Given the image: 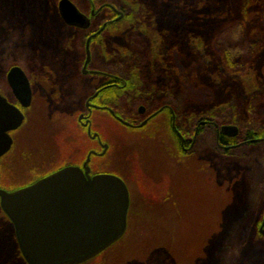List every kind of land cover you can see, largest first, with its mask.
<instances>
[{
  "label": "rangeland",
  "instance_id": "rangeland-1",
  "mask_svg": "<svg viewBox=\"0 0 264 264\" xmlns=\"http://www.w3.org/2000/svg\"><path fill=\"white\" fill-rule=\"evenodd\" d=\"M172 1L175 14L181 16L176 21L181 29L174 33L171 58L174 100H184L185 111L201 114L223 107V112L231 117L235 109L238 117L246 121L250 118V97L264 96V48L248 59L247 71L230 74L218 44L226 39L237 43V31H243L250 39L264 35V0H227V11L222 12L219 2L224 0ZM55 3L53 0L52 6ZM186 18L188 27L184 30ZM14 31L16 36H23L24 27H14ZM25 44L12 35L5 42L0 40V70L6 71L19 62L32 72L37 70L38 65L29 60L33 57L25 55ZM142 63L146 64L144 56ZM66 101H58L56 112L49 108L30 112V156L13 165L11 180H5V185H21L68 162L80 161L81 151L76 158L69 156L75 147L84 145L76 132L78 118L65 111L69 107ZM259 108H264V101ZM263 115L264 111H260V117ZM208 121L213 122V118ZM97 123L99 129L105 130L111 146L108 166L95 164V168L117 173L122 170L130 189L131 206L127 235L85 264H219L220 247L230 226L246 211L247 189L243 183L247 178L244 181L231 177L230 166H223L224 172L219 175L212 166H208L211 171H203L199 162L188 163L181 153L174 152L175 136L168 133H150L148 128L141 132L119 131L107 121ZM8 168V164L0 163V178L8 176ZM248 251L249 247L245 256H250ZM0 264H27L1 208Z\"/></svg>",
  "mask_w": 264,
  "mask_h": 264
},
{
  "label": "flooded vegetation",
  "instance_id": "flooded-vegetation-1",
  "mask_svg": "<svg viewBox=\"0 0 264 264\" xmlns=\"http://www.w3.org/2000/svg\"><path fill=\"white\" fill-rule=\"evenodd\" d=\"M61 1L57 0L52 10L27 19L24 31L30 30V33L23 32L21 39L26 43L25 55L29 53L33 57L29 60L38 65L37 70L32 72L22 62L6 71L0 70V110L6 112L9 105L24 116L18 129L5 132L10 137V147L0 156V163L8 164L9 168L8 176L0 178V190L13 192L41 179L35 176L21 185H5V180H11L13 165L30 156V112L45 108L55 111L58 101L67 100L69 107L65 111L72 113V118H78L76 132L84 145L75 147L69 156L76 158L81 153L82 157L48 175L74 166L85 173L89 168L91 177L116 175L127 185L122 170L117 173L95 168V164L107 165L111 146L105 130L99 129L97 122L107 121L119 131L141 132L148 128L150 133H168L176 137L177 150L174 152L181 153L188 163L191 160L199 162L203 171H211L208 166H212L219 175L224 172L223 166H230L231 177L244 181L247 178L243 184L246 183L247 189L244 204L249 224L244 251L249 247L251 253L245 256L243 252L239 264H246L245 260L247 264H264V115L260 117L264 108L258 109L260 123L247 128L239 124L235 109L232 122L200 120L191 114L176 117L171 58L174 33L181 29L176 21H180L181 16L175 14L172 0H70L85 17L83 25L66 22L59 10ZM186 22L187 18L183 22L184 30L188 27ZM143 56L146 64L142 63ZM14 67L23 70L30 84L32 100L28 107L16 97L8 80ZM215 112L222 116L223 107L216 108ZM231 126L238 132H222L224 127ZM204 127L215 131L212 145L199 137ZM5 217L14 230L9 218ZM126 235L127 232L124 237Z\"/></svg>",
  "mask_w": 264,
  "mask_h": 264
},
{
  "label": "water",
  "instance_id": "water-1",
  "mask_svg": "<svg viewBox=\"0 0 264 264\" xmlns=\"http://www.w3.org/2000/svg\"><path fill=\"white\" fill-rule=\"evenodd\" d=\"M59 10L68 24H85L70 0H62ZM8 80L28 107L32 91L23 70L12 68ZM7 106L6 112L0 110V156L10 147L5 132L18 129L24 120L17 108ZM222 132L238 129L224 127ZM0 199L27 264H85L122 240L128 228L131 197L126 183L112 174L91 177L89 168L86 173L79 167L63 168L25 188L0 190Z\"/></svg>",
  "mask_w": 264,
  "mask_h": 264
},
{
  "label": "trees",
  "instance_id": "trees-1",
  "mask_svg": "<svg viewBox=\"0 0 264 264\" xmlns=\"http://www.w3.org/2000/svg\"><path fill=\"white\" fill-rule=\"evenodd\" d=\"M52 3L53 0H0V40L5 42L6 37L11 35L14 39L22 38L23 36H16L17 33H15L14 27L23 26L25 28L28 18L34 19V17H37L38 14L42 15L46 10H52ZM227 3V0L219 2V12H222V10L227 11L225 9L226 7H224ZM237 35V43H228L226 39L222 42L220 41L218 44L219 48L224 52L226 58L225 67L229 70L230 74H243L247 71L249 65L248 59L255 57V55L264 48V35L254 36L253 39L247 38L243 31H237ZM240 40L242 41L240 42ZM250 94L253 93L250 92ZM250 99L251 102L248 108L250 118L246 121L239 118L238 121L241 126L244 124L242 126L243 128L244 126L247 128L248 126L258 125V109L264 101V96L255 94L250 97ZM184 103L185 101L182 99L174 100L176 114L180 118L185 116L188 117L189 114H191V117L194 116L197 117V119L200 118V120L208 121V119L212 117L215 122H232V114L230 117V113L224 112L222 116H217V113L214 111L203 114L193 110L185 111ZM199 137L205 139V141H211L215 137V131L211 127H204ZM248 218V211L246 210L242 217L233 222L230 226L227 238L223 241L222 248L218 254L219 264H239L241 261L245 249L244 237L247 234L246 228L249 224Z\"/></svg>",
  "mask_w": 264,
  "mask_h": 264
},
{
  "label": "bare ground",
  "instance_id": "bare-ground-1",
  "mask_svg": "<svg viewBox=\"0 0 264 264\" xmlns=\"http://www.w3.org/2000/svg\"><path fill=\"white\" fill-rule=\"evenodd\" d=\"M41 179H42V177H41Z\"/></svg>",
  "mask_w": 264,
  "mask_h": 264
}]
</instances>
